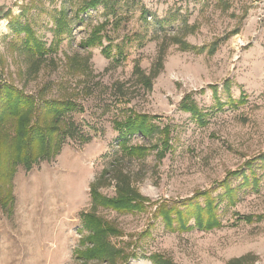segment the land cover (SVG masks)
<instances>
[{
  "label": "rangeland",
  "instance_id": "1",
  "mask_svg": "<svg viewBox=\"0 0 264 264\" xmlns=\"http://www.w3.org/2000/svg\"><path fill=\"white\" fill-rule=\"evenodd\" d=\"M88 1L0 0V87L33 97L38 108L74 103L69 128L61 126L77 131L57 157L31 171L20 166L0 183L14 197L0 204V264H155V256L264 264V180L234 208L220 206V229L173 233L154 217L163 203L211 191L230 172L264 179V161L247 166L264 156V0H109L81 13ZM27 27L43 53L25 46ZM92 38L101 43L86 44ZM187 97L202 121L180 109ZM133 114L153 117L160 131L122 142L116 124ZM34 115L50 124L44 112ZM123 143L146 152L130 157ZM120 188L145 198L147 210L93 207V189L114 199ZM87 213L118 231L109 239L119 253H78L90 247ZM248 216L253 223L242 220Z\"/></svg>",
  "mask_w": 264,
  "mask_h": 264
},
{
  "label": "trees",
  "instance_id": "2",
  "mask_svg": "<svg viewBox=\"0 0 264 264\" xmlns=\"http://www.w3.org/2000/svg\"><path fill=\"white\" fill-rule=\"evenodd\" d=\"M108 1L89 0L82 7L81 13L97 9ZM24 31L27 33L25 46L29 49L33 46L37 49V53H43L42 44L36 43L29 27L25 28ZM101 40L102 38H92L86 44L101 43ZM147 84L151 87L150 79ZM189 100V97L185 98L180 109L202 121L204 119L203 113L195 103H190ZM74 109H76V105L72 102H47L44 103L43 107L38 108L33 97L13 87H0V183L11 182L20 166L31 171L36 164L42 161H51L57 157L65 142L73 140L76 136L77 131L73 130L69 133L66 128L61 126L65 124V127L69 128L64 117ZM36 112H44L46 117L51 118L50 124L42 125L38 120L33 121L32 118ZM153 120L154 118L148 115L133 114L125 123L116 124L122 142L127 137H133L137 134L146 139L152 137L160 131L152 123ZM165 130L161 132L168 135L167 129ZM123 146L124 152L130 157L142 156L146 152V149L140 147L128 148L125 143ZM256 161H264V156H260L253 162L249 161L247 166L252 168L257 164ZM248 172L249 170L246 171L244 168L230 172L225 180L211 191L200 192L179 203H163L158 207L154 217L156 219L161 218L166 224V229L173 233H185L195 229L201 232H211L220 229L224 226L220 215V206L223 205L225 209L234 208L239 202L241 194H246L249 190H256L264 180L258 175V178L256 176L250 177ZM236 180H241V183L237 188H233V183ZM2 190L3 187L0 186V204L6 208L14 200V197L11 190H8L7 196H4ZM219 190L222 193L219 199H216L213 194ZM118 193V197L113 199L107 198L97 189H93L91 193L93 207L95 209L99 207L111 209L122 214L147 210L148 201L131 188H120ZM82 217L85 230L88 232L86 241L89 242L90 247L85 251H79L81 256L87 259H106L108 255L119 253V250L111 245L109 239L110 236L119 234L115 228L94 213L83 214ZM255 218L248 216L242 220L251 224ZM262 219V216L257 217V220ZM154 258L155 264H168L164 263L163 260L156 261L157 256Z\"/></svg>",
  "mask_w": 264,
  "mask_h": 264
}]
</instances>
